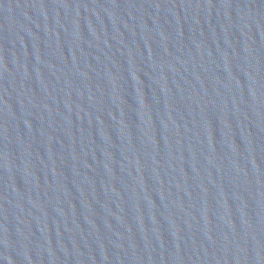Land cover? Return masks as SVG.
Segmentation results:
<instances>
[{
  "label": "water",
  "instance_id": "water-1",
  "mask_svg": "<svg viewBox=\"0 0 264 264\" xmlns=\"http://www.w3.org/2000/svg\"><path fill=\"white\" fill-rule=\"evenodd\" d=\"M0 264H264V0H0Z\"/></svg>",
  "mask_w": 264,
  "mask_h": 264
}]
</instances>
